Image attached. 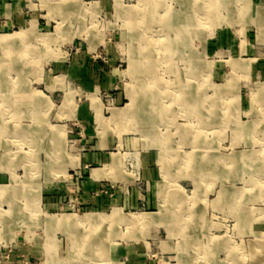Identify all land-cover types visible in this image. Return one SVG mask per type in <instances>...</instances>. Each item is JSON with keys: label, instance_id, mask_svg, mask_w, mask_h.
Here are the masks:
<instances>
[{"label": "rangeland", "instance_id": "374dc122", "mask_svg": "<svg viewBox=\"0 0 264 264\" xmlns=\"http://www.w3.org/2000/svg\"><path fill=\"white\" fill-rule=\"evenodd\" d=\"M1 37L0 264H264V0H0Z\"/></svg>", "mask_w": 264, "mask_h": 264}, {"label": "bare ground", "instance_id": "6f19581e", "mask_svg": "<svg viewBox=\"0 0 264 264\" xmlns=\"http://www.w3.org/2000/svg\"><path fill=\"white\" fill-rule=\"evenodd\" d=\"M171 12V11H170ZM193 18V17H192ZM185 19H187V21H193V19H191L190 17H188V18H185ZM179 22H181L182 21V19H180V20H178ZM188 23V22H187ZM179 28V27H178ZM181 28V27H180ZM167 30V29H166ZM169 30V29H168ZM12 41V40H11ZM10 43V39L9 38H7V37H1L0 38V46H7L8 47V44ZM150 60H152L151 58H150ZM1 71V70H0ZM1 83V82H0ZM2 85V84H1ZM138 91V90H137ZM136 98H137V95L134 93V96H132V104L136 101ZM138 99V98H137ZM154 99V98H153ZM139 105V104H138ZM137 107V106H136ZM130 108V107H129ZM139 111V110H138ZM132 112V110L131 109H127V110H125V111H123V113H121L119 116L120 117H124V116H129V114ZM153 123H155V122H153ZM20 190V189H19ZM21 192H22V190H21ZM17 195V194H16ZM95 219V218H94ZM89 221H90V219L89 218H75V219H73V218H65V219H63L62 221L60 220L59 222H58V224L59 225H66V224H72V226H73V228L75 229L76 227H78V226H81V225H84V224H86V223H89ZM92 222V221H91ZM78 229V228H77ZM76 231V230H75ZM78 232V231H77ZM88 241H90V240H87V243H88ZM93 245V244H92ZM98 246V245H97Z\"/></svg>", "mask_w": 264, "mask_h": 264}, {"label": "crops", "instance_id": "0c3cea01", "mask_svg": "<svg viewBox=\"0 0 264 264\" xmlns=\"http://www.w3.org/2000/svg\"><path fill=\"white\" fill-rule=\"evenodd\" d=\"M176 23H177V24H176V27H180V22L177 21ZM39 123H40V124H44L43 121H40ZM54 137H55V136H54ZM196 166L198 167L197 169H198L199 171H201L200 164H199V165H196Z\"/></svg>", "mask_w": 264, "mask_h": 264}]
</instances>
